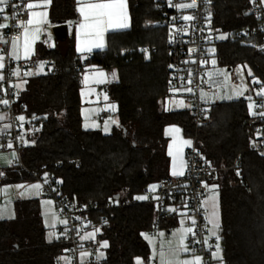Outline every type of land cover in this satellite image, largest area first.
Instances as JSON below:
<instances>
[{"label":"trees","instance_id":"trees-1","mask_svg":"<svg viewBox=\"0 0 264 264\" xmlns=\"http://www.w3.org/2000/svg\"><path fill=\"white\" fill-rule=\"evenodd\" d=\"M124 1L129 28L109 34L106 49L85 61L115 73L116 79L103 89L106 101L116 106L118 126L108 134L83 128V63L70 36L53 48L38 43L33 62L52 60L58 72L34 74L23 83L20 101L38 119L21 153L23 168L2 171L0 184L29 183L32 175H54L68 199L98 207L91 215L95 225L104 218L96 237L107 247L97 264H134L135 258L148 256L143 236L149 233L154 207L140 202L106 210L104 204L115 195L134 198L168 175L164 131L176 126L186 139L195 138L205 161L218 169L212 184L223 263L264 264V157L248 151L247 101L213 103L210 123L199 128L187 110L166 111L170 57L166 31L156 24L159 0ZM247 7V0H210L212 27L223 36L215 46L216 62L229 69L247 67L249 79L264 85V55L231 39L236 31L244 33L255 25ZM74 16V0H52L51 24L67 23ZM139 46L152 49L151 57L137 53ZM173 224L168 221L161 228ZM45 232L38 200H16L13 217L0 221V264H53L61 246L46 241Z\"/></svg>","mask_w":264,"mask_h":264},{"label":"built area","instance_id":"built-area-1","mask_svg":"<svg viewBox=\"0 0 264 264\" xmlns=\"http://www.w3.org/2000/svg\"><path fill=\"white\" fill-rule=\"evenodd\" d=\"M247 1V11L255 25L244 33L236 31L231 39L244 43L253 51L264 55V2ZM192 2L193 0H171L170 3L169 0H159L157 7L159 19L156 24L166 31V45L170 57L167 67L168 90L183 98L194 126L199 128L210 123L209 110L212 104L206 96L216 92L210 70L217 64L215 46L223 36L212 27L210 0H195L194 8L176 6ZM26 5L27 0H7L2 6L4 11L0 12V24L8 25L0 28V64L3 65L0 67V77H2L0 101H8V104L0 102V116L4 117L0 119V154L10 155L9 169L23 168L21 153L26 148L28 138L38 119V115L29 112L19 98L22 82L30 77H26L30 68L24 61L16 63L9 56L10 42L19 39L24 32L19 26L20 22L29 19L30 11ZM185 16H191L193 19L186 21ZM189 49L196 51L189 52ZM124 52L128 53L129 49ZM136 52L150 58L152 49L148 46H139ZM204 61L207 63H202ZM212 61L215 63L213 64ZM42 71L46 75L58 72L52 60L43 62ZM189 88L191 92L187 91ZM262 88L264 85L254 83L249 94L256 107L249 113L248 151L264 157V116L259 115L264 112L262 106L264 96L257 95ZM253 112L257 114L254 115ZM107 115L108 113L101 111L100 119H105ZM20 116L24 117L23 121L17 119ZM5 125L9 127L6 128ZM189 141L184 152L183 175L168 174L155 183L154 191H150L149 186L144 187L140 194H144L146 199H137L140 194L131 199L119 195L114 199L113 196L104 204V208L106 210L128 208L140 202L153 205L154 218L149 230V234L152 235L158 232L163 223L185 214L190 217L189 228H193L195 232V235L187 234L185 242L188 253L199 255L201 264H224L223 259L214 257L217 239L208 236V211L203 204L208 196V185L213 183L218 169L205 161L196 147L195 138ZM236 165L237 161L234 162L233 167ZM32 178L41 185V194L53 199L56 214L62 220V223L56 227L53 238L61 246L53 264H97L101 260L97 257V253L102 250L101 242L96 237L97 233L94 238L83 237L97 232L99 223L104 221L102 218L97 225L94 224L91 215L98 207L68 199L62 194L59 181L50 173L41 176L32 175ZM193 220L195 224L192 223ZM205 240L207 243L204 242Z\"/></svg>","mask_w":264,"mask_h":264},{"label":"rangeland","instance_id":"rangeland-1","mask_svg":"<svg viewBox=\"0 0 264 264\" xmlns=\"http://www.w3.org/2000/svg\"><path fill=\"white\" fill-rule=\"evenodd\" d=\"M46 32V31H45ZM20 47L16 44V47L11 46V56L14 61L20 60ZM19 57V58H17ZM211 68V75L213 77V83L216 85V92L210 97V104L218 102H228L236 99H245L247 101V110L249 113L253 111L250 110L249 104L254 103L249 94L254 83H257L255 78L249 79L251 70L247 67L237 66L232 69L226 68L224 66L213 65ZM41 67L38 66L36 69H29L26 73V77L32 76L33 74H40ZM30 73V74H29ZM113 73H110L112 80ZM24 82H22L23 85ZM21 85V87H22ZM242 93V94H240ZM164 108L169 110H180L187 107V105L181 100L175 98L167 97L164 101ZM113 104H104V112L108 113L107 117L103 120H98L95 113L90 111H85L82 113L84 117V122L82 126L85 129H98L104 134L111 132L112 128L116 126L115 122V110L112 109ZM90 116L91 118H87ZM87 120V121H86ZM90 121V123H89ZM107 128V131L105 130ZM5 154H0L1 164L0 167L6 168L9 165L8 155L6 159ZM38 182L32 181L29 183H13V184H0V221L9 220L13 217V203L16 200H29L37 199L41 211V217L44 227L46 228L45 240L50 242L55 237V228L62 223V220L57 216L54 209L53 199L44 197L41 194L40 189L30 188L31 185H36ZM18 185H23L24 187H16ZM208 190V196L205 198L207 201L206 205L208 209V236H214L217 239L216 252L214 257L222 259V250L220 245V240L218 237V213H217V194L215 186L210 183ZM145 197L144 194H140L139 197ZM210 197H215V200L210 199ZM143 200V199H141ZM51 203H47V202ZM215 213V215H213ZM186 229L182 223H179L174 227L173 230L167 235L165 232H159L157 235L145 234L143 236V241L148 247V256L146 259L142 257H137L134 259V264H137V260L141 261V264H178L179 261H194L195 257H200L199 255L189 254L188 251L185 252L180 246V237L183 234L186 240V234L182 233V230ZM95 234L98 233L94 232ZM163 233L161 236L160 234ZM51 235V238H50ZM95 237V235H94ZM91 237V238H94ZM185 245L186 242L184 241ZM104 243L101 242V251L97 253L99 259H103L105 255ZM101 253L103 255L101 256ZM163 253V255H161ZM201 258V257H200ZM201 264V261H200Z\"/></svg>","mask_w":264,"mask_h":264},{"label":"crops","instance_id":"crops-1","mask_svg":"<svg viewBox=\"0 0 264 264\" xmlns=\"http://www.w3.org/2000/svg\"><path fill=\"white\" fill-rule=\"evenodd\" d=\"M112 2V0H80L78 3V0H74V19L71 21L67 22V32L70 38L73 41V46H74V52L76 56L82 61L83 66H82V74L80 77V103H81V108H80V114H81V119L82 122H84V117L82 113L85 111H90L91 113H95L97 115L98 120L101 121L100 115L101 111L104 110L103 106L104 104H108L109 102L106 101L105 97V92H104V87L106 84L112 81L110 73L106 72L101 66L86 63L85 61L89 59L90 55L103 51L107 47V37L111 33H117V32H122L125 31L129 28L120 29V28H114V27H108L107 30L103 31V36H102V41L98 36L92 35V36H84L83 32L84 30H81L79 25L84 22V16L80 12V8H84L85 11L88 10L87 6L89 4L93 3H109ZM125 4V13L127 16V23L129 25V18H128V11H127V5L126 2L123 0ZM32 3L34 5H40L39 7H34L33 9L29 10L30 12H35V13H46V15H36V16H30L33 20L32 25H28V42H29V50L26 55L25 53V38L24 35H22L19 39L12 40L10 42V50H9V56L10 58L14 61V59L11 56V46L13 42L20 47V60L19 61H24L27 63L30 69H36L38 66L41 67L43 65V62L45 61H35L33 62V58L35 55V48L38 43H43L47 48H53L57 42L54 40L50 28L53 26V24L50 23L49 20V10L50 6L52 3V0H27V4ZM3 4H0V8H2ZM39 21V23H37ZM39 29V31H37ZM46 31V32H45ZM87 41V45L91 48L90 51L85 50V51H79L78 48L81 46V41ZM103 44L102 47H97L95 46L98 43ZM19 61H14V62H19ZM42 67H41V72L42 73ZM100 73H104L103 76L100 75ZM85 76L88 77L87 81H85ZM212 82H213V77H212ZM173 97L177 100H181L182 102L185 103L183 98L176 94L175 92H169L168 97ZM212 95L206 96V99L210 101V97ZM165 101V100H164ZM164 104V103H163ZM186 104V103H185ZM115 106V104H113ZM164 107V105H163ZM165 109V108H164ZM166 111H172L169 109H165ZM180 110H187V107L184 109ZM115 111H116V106H115ZM91 118L90 116H87L88 119ZM115 122H117L116 126H118V120L115 116ZM87 121V120H86ZM90 123V121H89ZM114 128V127H113ZM112 128V129H113ZM170 129H178V131H169ZM91 130H98V129H91ZM166 138L168 139V144H167V155L170 160V165H169V173L168 174H173L174 171L176 172H184V152L186 147L188 146L189 143H185L186 141H189L186 139L180 128L176 126H170L167 127L164 131ZM5 154L4 157L6 159V155H8V160L10 162V155L8 153H2ZM1 160V158H0ZM10 164V163H9ZM0 165L1 161H0ZM2 171L9 169V165L6 168L0 167ZM2 171L0 173H2ZM154 184L149 185L153 186ZM209 187V185H208ZM204 206L206 207L207 211L209 208H207V205L205 203V200L203 202ZM41 213V211H40ZM189 221L190 217L186 216L185 214L180 215L179 217L175 218L174 220H170L169 222L174 223L173 226L171 227H166V228H160L158 232L155 234L157 235L159 232H165V234H169L171 230L174 229L175 226H177L179 223H182L183 226L188 229L189 228ZM55 233H56V228H55ZM187 237V234H186Z\"/></svg>","mask_w":264,"mask_h":264},{"label":"snow or ice","instance_id":"snow-or-ice-1","mask_svg":"<svg viewBox=\"0 0 264 264\" xmlns=\"http://www.w3.org/2000/svg\"><path fill=\"white\" fill-rule=\"evenodd\" d=\"M80 2V0H78V3ZM169 2L171 3V0H169ZM262 2H264V0H262ZM7 0H0V4H6ZM40 5H34L32 3H28L26 5L27 9L31 10L34 7H39ZM179 8H194L196 7L195 4V0H193L192 3H188V4H179L176 5ZM88 10L85 11V9L82 7L80 8V12L81 14L84 16V22L81 23L79 25L81 30H84L83 35L84 36H98L101 41H102V36H103V31L107 30L108 27H114V28H120V29H124L127 28L129 25L127 23V16L126 13L124 11L125 9V4L123 2V0H112V2L109 3H93V4H89L87 6ZM4 9L0 8V12H3ZM36 15H46V13H35V12H30V16H36ZM7 19V17H5ZM193 19V17L191 16H185L184 20H191ZM37 23H39V21H37ZM33 24V20L31 18L27 19L26 22L25 21H21L20 22V27H22L24 29L23 35L25 38V53L27 55L28 50H29V42H28V25H32ZM8 25H4V24H0V28L3 27H7ZM37 31H39V29H37ZM223 38V37H221ZM5 43H7V41H5ZM95 46L97 47H102L103 44L98 43ZM13 47H16V43L15 41L13 42ZM79 51H85L88 50L90 51L91 48L87 45V41H81V46L78 48ZM196 51L195 49H189V52H193ZM212 51V50H210ZM19 58V57H17ZM202 63H207L206 61L202 62ZM212 63L214 64L215 61H212ZM0 67H3L2 64H0ZM41 67H43V65H41ZM171 67V66H170ZM30 74V73H29ZM251 74V73H249ZM16 75H19V73H16ZM101 76L104 75V73H100ZM113 77H115V73L112 74ZM0 79H2V77H0ZM85 81H87L88 77L85 76ZM257 83H259V81H256ZM189 83H191V80H189ZM187 91L191 92L192 90L189 88L187 89ZM242 94V93H240ZM257 95L260 96H264V88H262L259 92H257ZM105 99H107V97H105ZM4 104H8L7 100L4 101H0ZM264 106V105H262ZM256 107V105L254 103H250L249 104V108L254 109ZM112 109L115 110V106H112ZM253 114H257L255 112H253ZM259 115L264 116V112L259 113ZM3 116H0V119H3ZM35 118V117H33ZM17 119H19L20 121L24 120L23 116L18 117ZM5 127H9V125H5ZM107 131V128L105 129ZM171 131H178V129H170ZM185 143H190V141H186ZM9 147H11V145H9ZM11 163V161L9 162ZM239 175V173H237ZM0 175H2V173H0ZM173 175H183V172H173ZM18 188L20 187H24L23 185H18L16 186ZM30 188H34V189H40L41 185L36 184V185H31L29 186ZM155 185L150 186V191H154L155 190ZM205 187H207V185H205ZM147 197H137V199H146ZM210 199L215 200V197H210ZM47 203H51L50 201ZM205 203H207V201H205ZM171 211H175V209H170ZM213 215H215V213H213ZM64 223H67L66 221H64ZM183 223V222H182ZM193 224H195V221H192ZM96 231H99V229H97ZM182 233H192L193 235H195L194 229L193 228H188V229H183ZM95 233H90L87 236L83 237L84 239H88L91 237H94ZM161 236L163 235V233L160 234ZM51 238V235H50ZM185 241V236L182 234L180 237V246L182 248L183 251L187 252L188 248L184 243ZM205 243H207V240L204 241ZM197 243H199V241H197ZM104 247H107V242L104 243L103 245ZM103 255V253H101V256ZM161 255H163V253H161ZM201 258L200 257H195L194 261H179L178 264H200ZM137 264H141V261L138 259L137 260Z\"/></svg>","mask_w":264,"mask_h":264},{"label":"water","instance_id":"water-1","mask_svg":"<svg viewBox=\"0 0 264 264\" xmlns=\"http://www.w3.org/2000/svg\"><path fill=\"white\" fill-rule=\"evenodd\" d=\"M50 32L56 42H63L68 37L67 24L65 22H61L59 24L53 25L50 28ZM113 198L117 199L118 195H115Z\"/></svg>","mask_w":264,"mask_h":264}]
</instances>
